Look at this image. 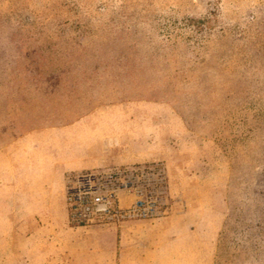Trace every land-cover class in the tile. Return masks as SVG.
<instances>
[{
  "label": "rangeland",
  "instance_id": "obj_1",
  "mask_svg": "<svg viewBox=\"0 0 264 264\" xmlns=\"http://www.w3.org/2000/svg\"><path fill=\"white\" fill-rule=\"evenodd\" d=\"M169 145L200 176L167 212L196 204L202 226L158 244L155 264H264V0H0V264H102L89 238L109 246L139 221L70 224L36 161L92 151L164 167ZM162 217L152 233L169 237ZM118 258L106 264L138 262Z\"/></svg>",
  "mask_w": 264,
  "mask_h": 264
},
{
  "label": "crops",
  "instance_id": "obj_2",
  "mask_svg": "<svg viewBox=\"0 0 264 264\" xmlns=\"http://www.w3.org/2000/svg\"><path fill=\"white\" fill-rule=\"evenodd\" d=\"M168 147L169 150L166 149V153H164L161 158L163 159V165L165 167L168 197L173 198L179 196L181 201H187L186 198L191 193V190L198 186V178L200 176V173H197L194 161L195 156L192 154L179 155V147L173 145H169ZM55 153L57 155V152ZM65 153L66 156L56 159L53 158V160L49 162L39 163L36 161L35 174L38 177L37 180H56L64 191L63 181L65 174L68 172L85 169L104 170L109 169L111 166L129 165L132 162L129 158L123 159L116 156L112 158L105 155L102 156L103 153L101 152L82 151L78 156L74 155L72 151H66ZM41 187L45 189L43 184ZM197 211H200L199 206L193 203H172L167 212L168 214L162 217V219L165 220L160 222L163 224L162 228L170 226L169 237H167V235L156 237L154 233H152L156 227V225L153 224L155 221L139 220L131 224L127 223L121 225V235L118 236L120 239L111 242L109 246L107 245V241H101L98 237L89 238L88 242L92 243L94 239L96 243L95 247L88 251L90 258L98 260L99 262L102 261V264H106V260L109 257L115 259L119 257V260H124L128 254H132L138 261L137 264H155L157 259L156 254L162 255L163 250H165L164 248L157 247L158 244H168L171 242L175 244H187L190 240L192 241V237L200 235L201 232L199 231H201L200 228L202 225L199 221L200 217L196 215ZM139 229H142L143 232L146 231L148 235H146V241H143L141 238L143 232L141 233L138 231ZM128 230L134 231V241L137 243L134 247L129 246L128 241H126ZM98 232H101V230ZM113 232L117 235V230ZM110 233H112V231H110ZM199 241L201 240H197V238L194 239L195 243H200ZM183 251L188 253L190 248H183ZM108 253L110 254L109 256Z\"/></svg>",
  "mask_w": 264,
  "mask_h": 264
},
{
  "label": "built area",
  "instance_id": "obj_3",
  "mask_svg": "<svg viewBox=\"0 0 264 264\" xmlns=\"http://www.w3.org/2000/svg\"><path fill=\"white\" fill-rule=\"evenodd\" d=\"M167 192L158 163L71 172L64 185L69 223L76 226L157 219L167 212ZM121 194L131 197L129 204L121 205Z\"/></svg>",
  "mask_w": 264,
  "mask_h": 264
}]
</instances>
